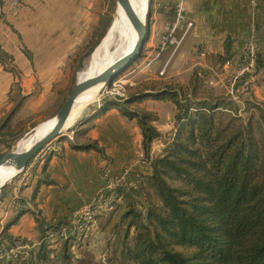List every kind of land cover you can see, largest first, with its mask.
Masks as SVG:
<instances>
[{"label": "crops", "instance_id": "0c3cea01", "mask_svg": "<svg viewBox=\"0 0 264 264\" xmlns=\"http://www.w3.org/2000/svg\"><path fill=\"white\" fill-rule=\"evenodd\" d=\"M100 2L22 0L19 15L9 17L3 25L0 31V53L4 55L0 54V155L8 153L10 144L4 130L16 121L26 123L35 118L30 121L35 122L37 115L48 107L53 86L63 79L69 58L86 42L100 19ZM180 3L181 0H152L149 46L155 47L158 43L156 32H163L174 23ZM182 6L183 24L178 32L182 33L187 23L193 27L177 52L181 54L176 63L189 60L190 53L195 55V49L202 45L209 51L208 59L195 57L207 65L212 59L224 56L228 41L234 56L238 55L252 25L264 47V0H185ZM262 69L264 64L254 77L239 85L238 108L264 111ZM220 96L226 97L225 93ZM164 105L176 109L170 101L148 100L142 104V109L158 115L154 126L161 133L173 129L175 116L169 115L162 122L160 109ZM92 122L87 138L98 141L111 161L94 151L72 150L71 141H78L75 136L60 140L50 150L53 152L48 156L45 172L44 163L38 164L4 189L0 197V233L25 209L27 212L9 229V234L33 242L39 237L34 212L50 223L58 219L71 221L73 211L92 205L111 180H121L127 185L137 181L145 168L143 136L137 121L112 109ZM156 143L163 146L160 141ZM105 169L109 171L108 178L102 175ZM46 178L56 184L40 185Z\"/></svg>", "mask_w": 264, "mask_h": 264}, {"label": "trees", "instance_id": "16d2710c", "mask_svg": "<svg viewBox=\"0 0 264 264\" xmlns=\"http://www.w3.org/2000/svg\"><path fill=\"white\" fill-rule=\"evenodd\" d=\"M224 51L220 59L222 65L234 57L229 41ZM263 64L261 56L258 69ZM148 100L170 101L176 106L175 132L162 155L153 159H150L151 145L162 137L153 125L158 115L144 109H131L134 104ZM227 105L225 99L212 103L198 99L194 91L167 86L159 92L150 90L122 101L105 102L93 112V119H97L116 109L127 119L136 120L142 132V147L150 172L142 178L139 192L150 197L152 190L160 205L150 207L147 225L138 224L139 215L133 216L130 226H136L138 234L127 257L135 264H264V144L257 140L251 125L217 122L216 112ZM86 132L80 134L85 138L82 142L75 133L78 141H71V149L94 151L110 162L104 148L98 141L87 138ZM4 155L1 154L0 159ZM48 160L49 157L44 162V172ZM41 184L56 183L46 178ZM127 190L129 187L120 186L114 196L125 195ZM130 190L128 194L133 195ZM36 195L37 190L34 198ZM26 212L21 210L6 225L0 233V243L16 248L20 243H30L9 234V229ZM33 214L39 251L36 257L21 264H36L35 258L39 263L49 261L50 247L58 241H64V257L70 263L72 240H79L81 229L65 219L50 223L40 213ZM63 231L66 237H62ZM175 247L190 249L191 253Z\"/></svg>", "mask_w": 264, "mask_h": 264}, {"label": "rangeland", "instance_id": "374dc122", "mask_svg": "<svg viewBox=\"0 0 264 264\" xmlns=\"http://www.w3.org/2000/svg\"><path fill=\"white\" fill-rule=\"evenodd\" d=\"M100 6L102 12L98 23L93 27L86 42L69 58L68 64L65 67V75L63 79L53 86V96L48 99V107L37 115V120L35 122H30L35 118L28 120L26 123L16 121L11 124L9 128L4 130V133L7 134L6 141L10 143L7 145L8 152L17 150L19 143L21 141L26 142L31 135L38 131L36 129L40 125L54 119L55 115L58 113L59 109L79 80L80 73L82 71L83 73L86 72L91 67L90 60L103 39L107 36L119 9L116 0H101ZM151 11L152 9L150 7L148 12L149 14L146 15L147 24L150 23ZM104 33L105 35L102 37ZM125 34H127L126 28L122 27L120 30L119 40L122 41ZM181 35L182 33L177 32L176 36L179 38ZM150 36L151 34L149 37ZM157 39L158 43L156 45L160 42L159 38ZM148 41L144 45L141 56L130 66L124 68L119 74H117L112 82L107 83L106 86L101 89L102 92L98 94V99L86 108L84 114L77 121L76 125L70 129L63 130L62 135H65L63 139L67 140L69 136L74 137L75 133H78L77 135L81 139L80 141H84V135L80 134L82 131L86 130L88 135V132L93 125V112L96 109H99V107L105 102L116 101V99H114L111 95H108L107 92L113 88L114 83L116 84L121 81L125 83V87L128 89L127 97L139 93H145L150 90L159 92L167 86H173L183 88L187 92L194 91L198 99H208L212 103L225 99L228 105L216 112L217 122L223 125H227L230 122L237 126L251 125L257 140L264 144L263 109H240L238 108V103L236 101L220 96L224 93L221 86L210 84L211 81L218 82L219 78L216 74L222 69V67H217L214 71H212L211 68L219 66L221 64L220 59H212L211 63L209 62L208 64L207 62L206 65L198 62L195 57L196 55L190 53L189 60L185 59L176 63L175 61H177V58L181 54L180 51L176 55L175 59H172L165 74L161 75L160 71L162 70L165 62L169 59L172 48H170L160 60H154L156 48L149 46ZM92 48L94 49L93 51H91ZM258 75H260V73ZM261 77L262 78L260 79H263L264 82V70ZM240 84L241 82L238 84V88ZM121 103L122 102H120V104ZM142 107V104L137 103L134 104L131 109L137 110L142 109ZM160 110L162 122H166L169 115L173 116L176 113V109H172L171 105H164ZM174 132V123L172 130L165 133L160 132L162 137L154 142L156 143L160 141L163 146L160 143H156L154 146L153 142L150 149V159L157 158L162 155L167 142L173 136ZM57 143H59V141L58 139H55L46 145L43 150L48 151L49 148L52 149L55 147V144ZM49 154H47L45 158H47ZM142 159L145 162V165H143L145 168L139 173L137 181L132 185L123 183L121 186L129 187V190L134 189L132 190L133 195H129V190H127L125 195H120V197L116 198L114 195L111 196V194H109L111 189L109 190V188H107L104 190L109 191L106 195V201L109 205H106L99 210L100 212L97 213L94 222L90 223L88 228L86 227L83 229L84 231L80 230L79 235H82L78 241L72 240L70 248V263L64 257V241L54 242L51 245L52 247H50V250H52V257L49 261L39 263L35 258L34 262H36V264H135L127 257L128 249L134 247L138 234L136 226H130L133 216L139 215L137 217L138 224L147 225V214L150 207L153 205H160L159 199L154 195L152 190H150V197L146 196L142 191L139 192V186L142 178L150 172V166L149 163L146 162V157L143 156ZM107 170L108 169H105V171ZM102 175H104V171L102 172ZM21 176L22 174H19L15 178L11 179L6 188ZM3 191L0 192V197ZM132 191L130 190V192ZM38 249L39 241L37 240H33L32 243H26V245H22L20 243L17 248L6 242L3 244L0 243V264H21L26 259L29 261L31 257H36L39 251ZM174 249L183 251L186 254L191 253L190 249L183 247H175Z\"/></svg>", "mask_w": 264, "mask_h": 264}, {"label": "built area", "instance_id": "2783aa9c", "mask_svg": "<svg viewBox=\"0 0 264 264\" xmlns=\"http://www.w3.org/2000/svg\"><path fill=\"white\" fill-rule=\"evenodd\" d=\"M181 0L178 8L176 9V19L174 23L168 27L163 32H156L155 37L159 38L160 42L155 46L156 55L154 60H160L163 55L172 48L171 55L169 59L165 62L162 70L160 71L161 75H164L167 67L171 63L172 59L175 57L180 47L182 46L187 34L193 27L192 23H187L185 29L182 31L181 37L177 38V32L182 26L183 22V13L184 9L182 6ZM22 0H0V5L2 8V13L0 14V31L3 25L6 24L7 20L11 16H17L20 12V6ZM255 5V2H253ZM264 54V47L259 42L257 29L255 25H252L250 34L247 37L243 50L236 56L227 59L223 65L222 69L216 74L218 76V82L211 81V85L221 86L224 90L226 97L229 100H237L238 84L245 79L252 78L257 74L258 71V61L259 58ZM195 55L200 60H206L209 57V51L206 47L200 45L195 49ZM128 89L125 87V83L119 82L114 83L113 88L107 92L108 95H111L116 100H123L127 98ZM50 148L48 151L42 150L27 166V168L21 173L27 175L33 169L36 168L38 164H43L46 160L45 156L50 153ZM104 176L108 178L107 171H104ZM123 183L121 180H113L108 187L111 191H102L97 196L94 203L90 206H87L82 209L73 211L71 217V224L74 227L80 228L81 230L88 228L90 223H93L95 217L99 210H101L109 203L106 201L107 192L114 195V191L122 186ZM19 206V205H18ZM20 207V206H19ZM62 237H66V232H62Z\"/></svg>", "mask_w": 264, "mask_h": 264}, {"label": "bare ground", "instance_id": "6f19581e", "mask_svg": "<svg viewBox=\"0 0 264 264\" xmlns=\"http://www.w3.org/2000/svg\"><path fill=\"white\" fill-rule=\"evenodd\" d=\"M132 5L142 21H145L146 15L149 12V0H131ZM107 36L103 39L100 46L97 48L95 53L91 58V67L79 75V81H85L91 77H94L107 69L110 65L114 64L120 58L128 55L137 40V33L123 11L122 7L119 6L117 11V16L111 25ZM122 27L126 28L127 34H125L123 40H119L120 30ZM103 84L94 86L83 94H81L70 114L68 121L64 127V130L74 127L77 121L82 117L86 108L98 99V94H100ZM82 121V120H81ZM55 117L52 121L40 125L35 133L26 142H20L18 145L19 150H25L29 148L32 144L39 141L54 125ZM80 123V122H79ZM27 139V138H26ZM25 140V139H24ZM23 140V141H24ZM14 176L13 169L8 166L0 167V187L8 183Z\"/></svg>", "mask_w": 264, "mask_h": 264}, {"label": "water", "instance_id": "95a60500", "mask_svg": "<svg viewBox=\"0 0 264 264\" xmlns=\"http://www.w3.org/2000/svg\"><path fill=\"white\" fill-rule=\"evenodd\" d=\"M116 2L118 6L122 7L123 11L125 12L126 16L132 23L137 33L136 44L134 45L132 51L128 55L120 58L114 64L110 65L107 69H105L98 75L91 77L85 81L78 80L72 92L70 93L58 113L55 115V123L53 127L39 141L32 144L29 148L25 150L17 149L15 151H10L0 159V167L8 166L13 169V178L21 174L27 168L29 163L44 149L46 145H48L55 139H58V141H60L64 138L65 135H62V132L64 130L66 122L70 117L74 105L81 94L99 84H103V87L106 86L107 83L113 81L117 74H119L124 68L130 66L141 56L144 45L148 41L150 35V28L149 23L147 24V18L145 21L141 20L138 13L133 7L131 0H116ZM151 3L152 0H149V10L151 7ZM8 183L0 187V192H2L6 188Z\"/></svg>", "mask_w": 264, "mask_h": 264}]
</instances>
